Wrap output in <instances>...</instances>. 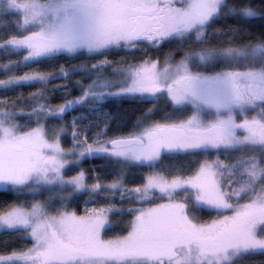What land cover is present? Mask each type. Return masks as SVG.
I'll use <instances>...</instances> for the list:
<instances>
[{"label":"snow or ice","instance_id":"obj_1","mask_svg":"<svg viewBox=\"0 0 264 264\" xmlns=\"http://www.w3.org/2000/svg\"><path fill=\"white\" fill-rule=\"evenodd\" d=\"M0 54V264H264V0H0Z\"/></svg>","mask_w":264,"mask_h":264},{"label":"trees","instance_id":"obj_2","mask_svg":"<svg viewBox=\"0 0 264 264\" xmlns=\"http://www.w3.org/2000/svg\"><path fill=\"white\" fill-rule=\"evenodd\" d=\"M253 23H259L258 21H253ZM175 46L174 45H166L163 49H161L159 52H151L150 55H152L153 57H163L164 53L168 52L170 50V48H174ZM121 55H123V53H121ZM133 55L135 56H140L141 53H134ZM12 59H16V57H11ZM113 59H119V56H112ZM7 57H5L3 54H0V61L2 60H6ZM59 64H65L67 65L69 63V61L67 60H59L58 61ZM71 63H80V61H77V60H73L71 61ZM26 70V69H25ZM0 78H4L3 76V73L0 72ZM75 79V77L73 78ZM62 81H55L54 83H61ZM35 89L34 88H29V87H24L22 89H17L16 91L17 92H24L25 95H27L28 92L30 91H34ZM3 95H5V93L0 90V97H2ZM7 95H9L10 97L13 95L12 92H8ZM54 103H59L60 100H59V94H57L55 100L53 101ZM139 107H143L142 105H139L137 104L136 102H132V101H124V102H120V103H116L114 102L112 104V106L107 109L111 112H120L122 114H124L125 116V119L127 120V122L129 123V125L131 124V122H133L135 120V116L136 115H139L138 112H135L134 110L139 108ZM76 113H71L67 119L70 121L71 119V115H75ZM71 144V138H70V134L69 136L65 139V146L68 147L70 146ZM104 162L101 161V160H85L83 163H82V167L85 168V169H92V168H97L99 169L101 167V165L103 164ZM12 199H14L13 195L11 193H8V194H3V193H0V204H3L4 202L6 201H11ZM86 199V197L84 198H81L80 200L74 202V207H78L80 211H83V207H84V204H83V200ZM203 215V218H208V214H202ZM214 215V213H213ZM14 238L13 237H9L8 235L6 234H2L0 233V252H3L4 251V248H3V243L5 240H13ZM251 259H255V260H259V259H264V257H254V258H251Z\"/></svg>","mask_w":264,"mask_h":264}]
</instances>
